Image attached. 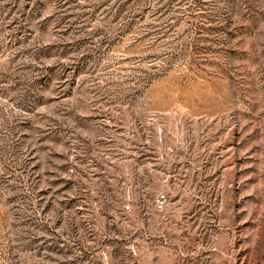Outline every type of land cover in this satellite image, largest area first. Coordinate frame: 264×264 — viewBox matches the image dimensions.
<instances>
[{
  "label": "rangeland",
  "instance_id": "rangeland-1",
  "mask_svg": "<svg viewBox=\"0 0 264 264\" xmlns=\"http://www.w3.org/2000/svg\"><path fill=\"white\" fill-rule=\"evenodd\" d=\"M0 264H264V0H0Z\"/></svg>",
  "mask_w": 264,
  "mask_h": 264
}]
</instances>
